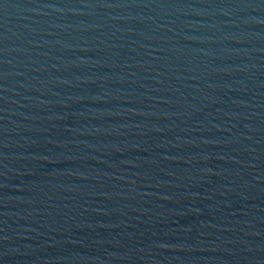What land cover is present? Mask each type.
<instances>
[{
  "label": "water",
  "instance_id": "95a60500",
  "mask_svg": "<svg viewBox=\"0 0 264 264\" xmlns=\"http://www.w3.org/2000/svg\"><path fill=\"white\" fill-rule=\"evenodd\" d=\"M0 264H264V0H0Z\"/></svg>",
  "mask_w": 264,
  "mask_h": 264
}]
</instances>
